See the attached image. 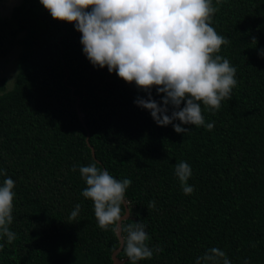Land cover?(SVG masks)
<instances>
[{
    "label": "trees",
    "instance_id": "obj_1",
    "mask_svg": "<svg viewBox=\"0 0 264 264\" xmlns=\"http://www.w3.org/2000/svg\"><path fill=\"white\" fill-rule=\"evenodd\" d=\"M213 5L211 26L230 41L218 54L236 68L237 86L219 110L201 104L211 131L182 125L184 134L134 103L147 98L134 83L94 67L74 24L53 19L39 0L0 12V58L18 49L14 85L0 78V184L12 178L16 193V239H0V264H112L118 239L82 196L79 168L92 162L131 180L125 223H144L148 246L163 249L137 264H195L212 247L231 264H264V0ZM152 96L162 99L155 88ZM180 161L192 169L190 195L175 175ZM117 257L130 264L122 250Z\"/></svg>",
    "mask_w": 264,
    "mask_h": 264
},
{
    "label": "clouds",
    "instance_id": "obj_2",
    "mask_svg": "<svg viewBox=\"0 0 264 264\" xmlns=\"http://www.w3.org/2000/svg\"><path fill=\"white\" fill-rule=\"evenodd\" d=\"M55 20L73 23L81 33L80 43L89 62L105 68L126 83H134L147 93L134 103L150 112L158 126L172 125L178 134L188 133L182 125L205 126L208 131L214 122L205 124L201 104L213 112L221 101L231 98L237 86L236 68L218 53L230 41L217 33L212 25L219 11L213 0H39ZM221 0H216L219 4ZM252 43L256 44L255 37ZM264 55V52L261 53ZM15 78L8 81L9 89ZM162 95L161 101L152 96V89ZM183 104V107L181 105ZM171 108V112H170ZM170 112V114H169ZM179 121V123H174ZM73 171H76L74 166ZM86 183L82 196L94 204V215L103 230L111 228L120 249L130 264L151 259L155 249L148 246L150 239L142 222L125 223L133 215L125 199L130 179L118 180L96 162L79 168ZM0 175L7 176L0 169ZM182 191L194 192L187 181L192 169L187 162L175 165ZM15 181L5 178L0 184V239L11 244L16 234L13 223ZM149 208L155 207L150 201ZM80 212L77 204L69 220ZM4 244L0 243V250ZM195 264H231L225 252L217 247L207 249ZM244 264H249L246 260Z\"/></svg>",
    "mask_w": 264,
    "mask_h": 264
},
{
    "label": "rangeland",
    "instance_id": "obj_3",
    "mask_svg": "<svg viewBox=\"0 0 264 264\" xmlns=\"http://www.w3.org/2000/svg\"><path fill=\"white\" fill-rule=\"evenodd\" d=\"M21 0H2L0 2V12L2 16H9L13 6L17 5ZM18 49L11 51L5 58H0V78L9 80L15 78L17 74L16 58ZM8 88V87H7ZM9 89V88H8Z\"/></svg>",
    "mask_w": 264,
    "mask_h": 264
},
{
    "label": "water",
    "instance_id": "obj_4",
    "mask_svg": "<svg viewBox=\"0 0 264 264\" xmlns=\"http://www.w3.org/2000/svg\"><path fill=\"white\" fill-rule=\"evenodd\" d=\"M80 116V115H79ZM89 136V135H88ZM88 141V138H87ZM91 148V147H90ZM92 156H94V152L92 151ZM121 252L120 246L112 253L111 259H112V264H123L127 260H120L117 255Z\"/></svg>",
    "mask_w": 264,
    "mask_h": 264
}]
</instances>
